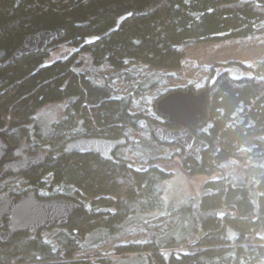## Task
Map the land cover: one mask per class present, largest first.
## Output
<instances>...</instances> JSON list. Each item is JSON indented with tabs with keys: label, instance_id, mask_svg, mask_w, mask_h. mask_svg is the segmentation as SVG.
<instances>
[{
	"label": "trees",
	"instance_id": "16d2710c",
	"mask_svg": "<svg viewBox=\"0 0 264 264\" xmlns=\"http://www.w3.org/2000/svg\"><path fill=\"white\" fill-rule=\"evenodd\" d=\"M42 29L58 33L45 51L3 65L28 34ZM261 33L264 0H0V133L47 152L41 165L20 174L28 186L8 188L20 196L51 179L73 187L71 197L82 205L66 225L54 227L53 242L41 232L16 233L8 241L0 235V264H112L111 258L75 254L158 218L147 207L160 201L157 186L171 172L154 164L157 158L137 168L141 156L63 152L75 137L61 129L74 118L85 136L128 141V129L139 130L144 121L142 113L130 111L132 95L115 97L109 82L88 75L89 65L109 63L118 73L127 62L179 69L190 43ZM59 43L73 50L51 61L50 46ZM157 82L151 75L140 92ZM204 90V112L190 129L210 148L201 161L183 156V167L192 175L224 170L223 176L207 179L200 198L170 207L175 221L152 241L120 244L117 253L150 251L142 254V264H264V77L223 73ZM54 102L67 104V116L43 134L37 113ZM163 125L179 128L166 116ZM226 162L237 165L230 175ZM221 209L235 214L219 216Z\"/></svg>",
	"mask_w": 264,
	"mask_h": 264
},
{
	"label": "rangeland",
	"instance_id": "374dc122",
	"mask_svg": "<svg viewBox=\"0 0 264 264\" xmlns=\"http://www.w3.org/2000/svg\"><path fill=\"white\" fill-rule=\"evenodd\" d=\"M73 47L66 43L50 46L51 61L61 57L64 52L72 51ZM185 57L179 69L158 68L142 62H127L118 73V69L109 63L102 65H89L88 75L95 77L98 82H109L113 87L114 96L121 98L132 95L130 111L142 113L144 121L139 130L128 129L129 141L125 147L116 151V155L123 157L141 156L144 161L134 163L137 168L147 167L146 162L150 157L157 158L154 164L171 172V175L160 181L157 190L160 191V201L154 207H147L149 214L158 218L148 222H136L132 226L120 230L114 236L90 247H81L77 257H107L115 260L112 264H142L143 255L150 251L133 252L126 255L116 252L120 244H143L153 240L155 235L164 227L172 224L177 213L169 214L170 207H179L187 204L191 199L200 198L204 192V183L210 178L222 177L224 170L211 175H192L183 167L185 152L178 144H164L158 141L152 134L157 126L163 125L164 116L156 109L157 101L174 90L194 89L196 92L204 90L212 84L220 74H229L235 78L264 77V33L238 38H227L204 42H193L184 47ZM241 74L237 75L234 70ZM153 75L158 82L140 92V84L143 80ZM145 86V84H143ZM67 104L54 102L39 109L37 118L41 126V132L47 134L57 129V125L67 116ZM65 123V122H64ZM63 132H73L74 137L83 136V126L78 118L66 122L62 127ZM29 152L31 150L27 145ZM183 150V153L180 151ZM45 151H50L47 147ZM142 162V163H141ZM147 163V164H146ZM230 169L228 174L236 169V164L225 163ZM231 165L233 167H231ZM235 167V168H234ZM7 185V186H6ZM6 186V187H2ZM21 190L28 186L20 174H9L0 181V191L8 188ZM32 190V189H31ZM42 197L64 196L72 198L74 188L63 183H54L51 179L37 191ZM75 199V198H74ZM235 214V213H232ZM159 226V227H158ZM57 229L52 227L41 230L43 237L53 242V236ZM196 248V247H189ZM143 254V255H142ZM145 264V263H144Z\"/></svg>",
	"mask_w": 264,
	"mask_h": 264
},
{
	"label": "water",
	"instance_id": "95a60500",
	"mask_svg": "<svg viewBox=\"0 0 264 264\" xmlns=\"http://www.w3.org/2000/svg\"><path fill=\"white\" fill-rule=\"evenodd\" d=\"M58 33L52 29H42L28 34L21 46L7 58L3 65L12 64L25 54L45 51L57 38ZM64 52L62 57H67ZM240 75L241 72L235 69ZM207 91L196 92L187 90H174L161 97L156 103V109L169 122L177 124L179 128H164L157 126L153 129L155 138L161 143L180 145L186 156H193L199 161L203 152L210 148V143L196 137L190 129L193 119L200 116L205 109ZM128 143L127 137L106 138L99 136H78L69 140L63 152L80 154H101L112 158L116 151ZM47 157V152H29L27 142L12 143L3 133H0V181L9 173L21 174L41 165ZM264 166V159L262 160ZM81 203L72 198L55 196L41 198L36 190L15 196L10 190L0 191V227L1 238L8 241L14 234L28 232L36 236L44 228L66 225L71 215L81 208Z\"/></svg>",
	"mask_w": 264,
	"mask_h": 264
},
{
	"label": "built area",
	"instance_id": "2783aa9c",
	"mask_svg": "<svg viewBox=\"0 0 264 264\" xmlns=\"http://www.w3.org/2000/svg\"><path fill=\"white\" fill-rule=\"evenodd\" d=\"M225 213H233L232 211H225L224 209L219 210V215L223 216Z\"/></svg>",
	"mask_w": 264,
	"mask_h": 264
},
{
	"label": "bare ground",
	"instance_id": "6f19581e",
	"mask_svg": "<svg viewBox=\"0 0 264 264\" xmlns=\"http://www.w3.org/2000/svg\"><path fill=\"white\" fill-rule=\"evenodd\" d=\"M233 212V211H232ZM233 213H235V212H233ZM218 215H219V213H218ZM220 216V215H219Z\"/></svg>",
	"mask_w": 264,
	"mask_h": 264
}]
</instances>
